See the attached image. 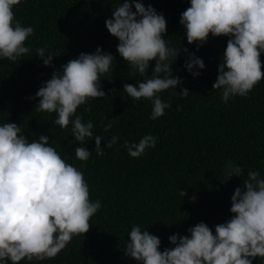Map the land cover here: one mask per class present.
<instances>
[{"label":"trees","instance_id":"1","mask_svg":"<svg viewBox=\"0 0 264 264\" xmlns=\"http://www.w3.org/2000/svg\"><path fill=\"white\" fill-rule=\"evenodd\" d=\"M121 2L21 0L13 9L15 18L33 27L34 34L26 41L31 48L29 55L17 63L0 61V124L16 123L29 141L47 135L61 157L83 172L90 199L101 201V208L90 218L89 231L73 237L55 258L20 264H138L124 249L133 225L156 235L161 240L160 251L174 247L171 235H190L187 229L200 222L215 234V226L233 215L231 197L237 187L244 190L248 172L259 170L264 176V79L247 97L236 96L224 103L212 85L229 37L209 34L197 48L196 42L188 44L186 29L180 24L190 0H140L164 15V39L180 49L177 60L171 63L173 76H179L182 84L160 94L171 107L158 119H150L151 102H133L123 91L125 84L136 85L143 77L119 56V41L105 26ZM44 45L56 54L51 66H44L36 56L35 50ZM97 47L115 57L112 70L101 77L106 96L80 106L77 115L85 122L93 121L95 135H115L119 140L97 156L95 140L87 139L84 143L92 154L81 162L75 156L81 145L71 135V125L62 130L53 123L55 113L37 111L35 94L54 71ZM189 53L205 63L199 76L184 68ZM260 60L264 71V53ZM154 65L152 61L149 75ZM181 87L189 90L187 98L174 95ZM109 122L112 126L105 132ZM146 134L157 137L156 146L139 158L131 157L125 141L138 143ZM106 142L103 140L101 146ZM232 168L239 172H231ZM258 261L260 258L253 264Z\"/></svg>","mask_w":264,"mask_h":264},{"label":"clouds","instance_id":"2","mask_svg":"<svg viewBox=\"0 0 264 264\" xmlns=\"http://www.w3.org/2000/svg\"><path fill=\"white\" fill-rule=\"evenodd\" d=\"M21 0H0V61L13 63L31 53L26 41L34 34L31 26L15 18L14 7ZM133 6L135 11H133ZM180 24L186 29L188 44L197 48L213 37L228 36L218 76L212 85L224 103L236 96L247 97L262 79L260 56L264 53V0H190L181 13ZM108 32L118 39L116 51L142 80L125 84L123 91L133 102H151L150 119L165 114L171 105L160 94L182 84L173 76L171 61L177 60L180 49L164 39L166 19L149 4L140 0H123L105 21ZM36 56L44 66H51L56 55L48 45L37 48ZM188 52V49H183ZM115 57L97 47L93 53H80L54 71L35 94L37 111L55 113L53 123L69 129L76 142V158L87 161L92 153L84 143L95 140L94 152L104 155L118 136L95 135L92 120L77 115L80 106L93 98L104 97L101 77L112 70ZM155 61L149 75L150 63ZM184 68L194 77L205 69L204 61L189 53ZM174 95L189 96L181 87ZM28 99H32L29 97ZM87 111V109H85ZM112 124L104 126L107 132ZM107 142L102 145V141ZM157 137L144 135L138 143L125 141L124 147L133 158L156 146ZM245 188L237 187L231 197V218L212 229L200 222L187 229L190 235L169 237L174 247L160 251L161 240L140 225H133L125 246L127 256L138 264H253L264 261V176L259 170L248 172ZM101 208V201L90 199L84 174L67 163L49 144L47 135L29 139L19 125L0 124V264L21 261H45L55 258L73 237L85 234L90 218ZM258 261V264H260Z\"/></svg>","mask_w":264,"mask_h":264},{"label":"rangeland","instance_id":"3","mask_svg":"<svg viewBox=\"0 0 264 264\" xmlns=\"http://www.w3.org/2000/svg\"><path fill=\"white\" fill-rule=\"evenodd\" d=\"M231 172H233V173H238L239 170H238V168H232V171H231Z\"/></svg>","mask_w":264,"mask_h":264}]
</instances>
